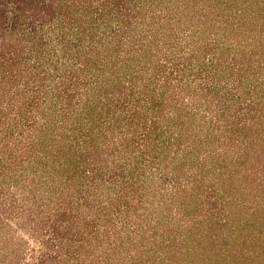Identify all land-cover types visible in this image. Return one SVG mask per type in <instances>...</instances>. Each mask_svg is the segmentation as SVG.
Returning a JSON list of instances; mask_svg holds the SVG:
<instances>
[{
    "label": "rangeland",
    "instance_id": "obj_1",
    "mask_svg": "<svg viewBox=\"0 0 264 264\" xmlns=\"http://www.w3.org/2000/svg\"><path fill=\"white\" fill-rule=\"evenodd\" d=\"M69 1L70 16L74 18V7L87 0ZM101 2L95 0V6ZM263 2L233 0L231 10L242 8L247 13V21L239 26V20L245 21L238 15L233 27L227 25L226 35L222 30L214 32L208 28L212 15L207 14V10H215L209 1L142 0L145 5L142 10L146 13L141 16L147 19L146 24L152 26L156 22L160 31H169L170 23L162 26L158 19L173 21L175 18L179 22L174 24L177 28L192 33L190 39L179 34L171 46L161 38L163 42L151 44L152 50L147 53L151 56L144 57V53L141 56L139 49L147 46L140 33L143 29L132 26L128 30L131 21L125 17L120 21L129 24L127 27L113 29L117 34L106 36L105 47L97 44L102 48L99 55L107 59L106 66L90 64L91 56L96 58V51L87 43L84 47L78 42L79 37L69 31V34L61 31L60 25L58 34L54 29H45L50 32L49 37L52 33V37L45 38L35 36L25 27L11 33L14 26L9 23L13 20H7L1 27L0 51L3 54L16 51L25 57L22 60L27 58L22 72L13 68L14 72L3 74L10 80V86L16 87L7 92V98H12L9 101L16 104L24 99L26 103L17 104L23 112L28 104L29 111L41 112L47 108L39 117L54 126L56 141L49 143L53 148L48 151L49 158L42 162L47 167L45 170L52 174L49 182L39 181L35 165L17 160V150L11 144L0 143V158L11 170L5 181L2 178L7 167L0 176L3 194L0 200L7 205L4 210L0 206V264H11L21 251L22 262L38 263L48 245L49 254L56 263L62 262L59 264H264ZM12 8H15L12 4L7 7L11 17ZM164 13L166 17L162 16ZM154 15L156 20L151 19ZM138 17L141 19L140 15ZM18 19L20 24L25 21L24 16ZM73 37L75 41L70 43ZM39 46L44 50L43 54L39 53L43 58L35 56ZM167 58L178 63L180 70L192 64L195 75L191 73L177 82V69ZM57 60L62 67L57 68ZM114 61L120 69L113 70ZM166 74L173 75L170 91L175 101L165 97L162 112L141 113L138 119L148 117L149 123L158 122L163 126L164 134L161 139H154L151 154L142 146L144 138L135 140L130 127L109 129V135L113 134L114 138L109 140L108 146L102 144L103 149L99 151L96 150L99 144L92 138L90 143H82L84 132L91 131L97 120H102L100 102L128 98L133 89L128 83L132 75H142L140 82L155 79L150 87L160 93L164 90L160 86ZM195 76L201 80L197 81ZM12 80L19 82L12 83ZM207 85L215 87L212 94L203 92ZM76 101L81 109L73 115ZM93 105H98V109L91 113ZM3 106L8 107L1 98L0 107ZM242 108L259 109L254 119L244 115ZM2 116L10 119L15 136L22 134L23 124L17 116L1 111L0 118ZM104 119L109 122L113 118L104 114ZM241 119L247 120L242 133L225 132V127L233 129L235 120ZM214 126L219 130L212 131ZM124 134L132 140L131 147L134 146L135 151L131 147L120 153L116 151L117 146L128 143ZM219 137L224 144L216 142ZM165 145L169 149L165 150ZM80 146L82 151H78ZM60 149L63 153L58 155ZM154 149L159 150V157ZM97 151L107 167H102L101 162L97 166L100 170L88 171V163L81 155ZM76 153L81 155L76 158ZM212 153L223 155L213 157ZM9 154L15 160L8 158ZM25 167L34 181H21ZM81 167H86L87 174L98 180L101 187L94 190L86 182L85 197L75 198L73 191L79 186L75 187L66 178ZM204 167L211 170L207 172ZM72 178L77 181L78 176ZM58 199L66 200L72 209L59 224L57 233L52 226H46L43 218L51 215L50 221L54 222L55 209L61 204Z\"/></svg>",
    "mask_w": 264,
    "mask_h": 264
},
{
    "label": "trees",
    "instance_id": "obj_2",
    "mask_svg": "<svg viewBox=\"0 0 264 264\" xmlns=\"http://www.w3.org/2000/svg\"><path fill=\"white\" fill-rule=\"evenodd\" d=\"M98 1H100V0H98ZM144 1H146V0H144ZM207 1H209V3L212 4L213 9H215L213 11L207 10V14L212 15L211 21H210V23H212V24L209 25V27H208L209 30H213L214 32L216 30H220V31L222 30V32H224V34L227 35L228 34L227 33V30H228L227 25L229 24L230 26L233 27V22H235L236 19H239L238 15L241 16L240 19L245 21V22H241L239 20V26L243 23L246 24L247 13H244L245 11L242 8H237L235 12H233L231 10L232 6H233L231 4V2L233 0H206V2ZM94 2H95V0H87L86 2L79 3L76 6L77 8L74 7L75 8V12H74L75 15L73 18V16H70L72 11L70 10V6H71L70 4L71 3L69 0H0V32H3L1 30V27L4 25V23H7V20L8 21L13 20L12 24L8 22L10 25L14 26L11 33H13V31L19 29V27H23V28L25 27L26 29L27 28L30 29L31 32L35 36L41 35L42 37L50 38V37H52V33H51V36L49 37L50 32L49 33L45 32V29H47V28L49 30L54 29L55 33L58 34V25H60L61 31L64 30L66 34H69L68 33V31H69L71 34H74L75 36L79 37L78 42L83 44L84 47L87 45L88 47L93 48L92 49L93 51L94 50L96 51V58L91 56L92 60L90 61V64L98 65V66H106L105 63H107V59L103 58L101 55H99L102 48H99L97 44H102L103 47H105V43L103 41L106 40L105 38L109 34L113 35V33H114L113 29L117 30V28H118V29L122 30L125 27H127L129 24H127V25L122 24L120 21L121 19H123L125 17H127L131 21V23H130L131 26L128 28V30H130V28L132 26H135L136 28L141 26L143 29L140 33L143 35L142 37L147 42V46H146V49H145V46H142L141 47L142 49H139V50L142 51V53L140 54L141 56L144 53L143 54L144 57L151 56V54L147 55V53H150L152 50L151 44H153L155 42L158 43V41L163 42V40H161V38L165 39L164 41H166L167 44L169 43V44H171V46H173L174 45L173 41L176 40V37H178L179 34L186 35L185 37H188V38L190 37L189 35L192 34V33L189 34L188 31H186V30H185L186 32H184L183 28H180V27L177 28L174 24L178 25L179 22L176 21L175 18L173 21L172 20L171 21L170 20L165 21L166 19L164 20L163 17L158 19V23L162 26L164 25L163 23H165V24L170 23V30L169 31H166V30L160 31L159 30L160 26L159 25L156 26V22L152 26L150 24H146L147 19H145V16H144V20H143V17H142L143 16L142 13H146L142 10V8L145 6V5H143L142 0H102L101 4L98 3L96 6H95ZM75 3H77V2H75ZM10 4H12V6H15L14 9L12 8L14 10L13 17H11V12H8V10H7V7H9ZM242 7H244V6H242ZM204 11H205V8H204ZM229 11H231V12L229 13ZM86 13H88L89 16H86L85 15ZM138 15H140L142 20L139 19ZM166 15H167L166 13L162 14V16H164V17H166ZM21 16H24L25 21L20 24V23H18V20H19L18 18H20ZM152 18H153V20H156L157 16L154 15L153 17H151V19ZM206 24L207 23L205 22L204 25H206ZM4 30H6V28ZM114 34H117V32ZM144 34H145V36H144ZM74 41H75L74 37L71 40H69L70 43H72ZM194 41L199 42V40H195V39H194ZM84 44H86V45H84ZM216 48H217V46L213 47L212 49L215 50ZM37 49H38V52H37V55L35 54V56L37 58H43L44 56L39 54V53L41 52L43 54L44 50L41 48V46H39ZM210 51H211V48H210ZM15 54H16V57H15ZM11 55H13V56H11ZM66 56H68V54H66ZM173 57L176 58L175 55H173ZM22 58H25V57H21V55L19 56V54L16 53V51L13 54H8V53L3 54L2 51H0V99L2 98L3 104L8 105V107L5 106L6 109H4V106L0 107V112L2 111L3 113H5V115L14 114V116H17L19 118L18 121L23 124L22 134L15 136V132H14L13 128H11V126L13 124H11V122H9L10 119L6 118V116L5 117L2 116L0 118V137H1L0 143L2 141H4L5 145H7V146L9 144H11V146H13V148L15 150H17V152L15 153L16 159L20 160V161H22V162H24L30 166L35 165L37 168V171H35V172L39 178V181L46 180V182H49L50 180L53 179V178H51L52 174L45 170V168H47V167H44L42 162L46 158H49L50 154L48 153V151L50 152V150H52V148H53V145H51L49 143L50 142L53 143L56 141L55 134H54L55 129H54V126H52L51 124H48V121L43 122V118L39 117V115L41 113H43V114L46 113L45 110L47 108L45 109V107H44L41 112H35V111H31V110L29 111L28 110L29 104H28V106H26V112L25 111L23 112V110H21V108H19V106H17V104L21 105L20 103H26L24 101V99L19 100L20 103L18 101L16 104L15 102L9 101V100H12V98H9V100L7 98V94H8L7 92L11 91L12 88H16V87L10 86V80L7 81L5 79L6 77L3 74L6 73L7 71L14 72L13 68H18L19 73L22 72V68H23L22 65L24 64L23 62H27V58L25 60H22ZM172 58L171 59L167 58V61L169 63H172L173 64L172 66L176 67V69H177V75L175 76L177 82H179L178 81L179 78H180V80H182L186 76H190L191 73L194 74V70L191 69L192 64L188 65V66H186V68H183L180 70V68L178 67L179 64L178 63L174 64ZM67 60H70L69 56L67 57ZM204 60H205V58H204ZM58 61L59 60H57V68L62 67L63 64H61ZM117 61H120V60L117 59ZM199 62H200V64H203L200 59H199ZM66 66H67V64H66ZM112 66L114 67L113 70L120 69V66H118V63L115 61L113 62ZM123 66H124V64H123ZM87 67H89V64L87 65ZM66 70L67 69H65L64 72H66ZM100 70H102V69H100ZM149 70H150V68L148 69V72H149ZM62 74H63V72H62ZM165 76L166 77L164 79L163 85L160 86L164 90H162V92H160V93H157V90L155 88L150 87L151 85H153L155 79H153V80L149 79L146 82L145 81L140 82L138 80L139 79L142 80V78H143L142 75H141V77L138 75H132L130 78V82H128V83L131 84L133 89H131L130 94L127 96L128 98H124L123 100L119 99L117 102H112L111 100H109L107 103L106 102L103 103V101L100 102L101 108L103 109V111H102L103 113H101V115H103L102 120L100 119V121H101L100 122L98 119L95 126H93L94 129H92L91 131L87 130L86 132H84V138H83L82 143L83 144L90 143L89 140H91V138H92L93 142L95 140L97 142V144H99L100 148L99 147L96 148V150L99 151L100 149H103L101 146L102 144H104L105 146H108L109 140L111 138H114L113 134L111 136L109 135V132H108L109 129H117V128H121V127H123V128L130 127V129L133 132L134 139L140 140L141 139L140 137L144 138L145 144H143L142 146L147 147V150H145V151H147L148 153H150V152L152 153V151H153V144L152 143L154 142V139H157V138L161 139V137L164 134V132H162V130H164V129H162L163 126L159 125L158 122L157 123H155V122L149 123L148 117L143 118L142 121L138 120V119L140 118V116H142V115H140L141 113L146 112V114L147 113L151 114V112H153V113L157 114L159 112H162L163 111L162 105L165 104L164 103L165 97L170 99L169 101H171V102H172V99L175 101V96L170 91L172 88V85H173V84H171V81H173L171 76H173V75L172 74H166ZM195 77H196L197 81L201 80V78L199 76H195ZM213 79L214 78H212V80ZM12 81H13L12 83L19 82L18 80H12ZM143 84H149V85H143ZM200 84H201V82H200ZM207 86H208L207 88H203V92H205L206 94H212L215 87L213 85H210V86L207 85ZM19 91H20V89H19ZM193 91L197 92L196 90H193ZM74 94H78V93H74ZM170 96H171V98H170ZM180 98H181V96H180ZM207 101L210 102L209 100H207ZM77 102L78 101H76V103L74 104L75 106L73 107V115L75 113L79 112V110L81 109L77 105ZM92 108L93 109H92L91 113H93L94 111H96L98 109V105H96V106L93 105ZM242 109H245V112H243L244 115H247V114L251 115L255 119V117L257 116V112H258L259 108H242ZM89 111H90V109H89ZM104 114L108 115V116H112L113 119H111L109 122H106V120L104 119ZM240 122H244V123L241 124V126H240L238 124ZM246 122H247L246 119L235 120L236 125H234V128L228 130L229 127H228V129L225 127V132H233L236 130V131L242 133ZM220 129H221V127H220ZM51 130H53V131H51ZM215 130H219V129H217V127L214 126L212 131H215ZM8 131H9V133H8ZM125 136H126V134H124V137ZM155 136H156V138H155ZM125 138L128 140V143L127 144L122 143L121 144L122 147L117 146L116 151H118V153H120L122 151V149H127V148L131 147L132 140L127 138V136ZM223 139H227V138H223ZM216 142L220 143L219 145L224 144V142L222 141V137L216 138ZM229 142H231V141H229ZM228 143H226V144H228ZM81 148L82 147L80 146L78 151H82ZM164 149L165 150L169 149V146L165 145ZM60 150L61 151L58 152V155L63 153L62 149H60ZM131 150L135 151V147L134 146L131 147ZM98 151H97V153L96 152H88L87 155H85V156H83L79 153H76L75 157L77 158L78 155H81L85 159V162L88 163V166L90 168L88 171L100 170V168H97L98 163L102 162L101 166L103 167L105 165V168L107 167V164L104 163V157L101 156V154L98 155ZM154 151L157 154V156L159 157V154H160L159 150L156 151L154 149ZM99 153H101V152H99ZM103 154H104V152H103ZM113 155H116V153ZM211 155L213 157H215V156L220 157L223 154L222 153H220V154L212 153ZM7 157L10 159H14L12 154H9ZM24 159H25V161H24ZM116 159L117 158H114V160H116ZM151 159L154 161L155 158L151 157ZM114 160H113V163H116V161H114ZM152 160H149V161L152 162ZM146 162H148V161H146ZM139 165H141V164H139ZM239 165H241V163ZM6 167H7V172L5 175L4 169ZM227 167L228 166L226 165V168ZM68 169H71V168L68 167ZM204 169L207 172H209L211 170V169H209V168L207 169L205 167L203 168V170ZM8 170L11 171L9 169V165L5 161H3V158H0V171H1L0 176L2 177L1 174H4L3 178H2L3 181H5L6 176H8ZM22 170H21L22 171L21 172L22 173V177H21L22 182H28V181H34L35 180L34 177L30 179L31 175L29 174L30 172L28 171L27 167L23 168ZM26 170L28 171L27 173H26ZM73 170H75V169H73ZM226 170H228V169H226ZM86 171H87L86 167L85 168L81 167V169L78 172L76 170L73 172L72 177L78 176L77 181H75V179L73 180L72 177L66 178V179H69L70 181H72V183H73V185H75V187H76V185L79 186V187H76L75 192L73 191V195H76L75 198L85 197L83 194H86V192L83 191V187L85 186L86 182H89L90 186L92 188H94V190L95 189L100 190L99 188L101 187V183L98 180L93 179L92 176H90L89 173L87 174ZM131 177H132V175H131ZM133 179L134 178L132 177V180ZM203 179H204V177H203ZM115 180L116 179H114L113 181H115ZM128 180L129 179L127 178V181ZM72 183H71V185H72ZM124 183L127 184L126 182H124ZM1 184L3 187L4 183H1ZM216 184H218V183L216 182ZM214 185H215V182H214ZM197 189H199V188H197ZM0 194H1V192H0ZM141 194H140L141 196L144 195L142 192H141ZM2 195L3 194H1V197H2ZM220 199L224 201L225 198H220ZM58 201H61V204L59 205L58 208L55 209V211L57 210V215L56 216L54 215L55 216L54 222L50 221L51 217H52L51 215H48V216L43 218L44 219L43 222H46V226H52L53 232H57V233L59 231V228H58L59 224H61L62 221L66 220L67 214L69 213V210L71 211V209H72V207L67 206L68 203L66 202V200L58 199ZM72 203H73V201H72ZM0 206H3V210L5 207H7V205H5L3 200H0ZM47 219H49V220L47 221ZM91 231H93V230H91ZM213 234L217 235L216 232H213ZM213 234L211 233V235H213ZM46 244H49V242H46ZM8 249H10V247H8ZM50 251H51V248H50V245H48L46 253L42 256V258L40 259V261L38 263L22 262L23 261L22 260L23 251H21V252L18 251L19 254L18 253L16 254L17 257L13 260V262H11V264H59V263H62L60 261L56 263L55 258H52L51 257L52 255L49 254ZM74 253L76 254V252H74ZM3 255L5 256V254H3ZM9 257L10 256L7 255V253H6V258L9 259ZM58 258H59V256L57 257V260H58Z\"/></svg>",
    "mask_w": 264,
    "mask_h": 264
}]
</instances>
